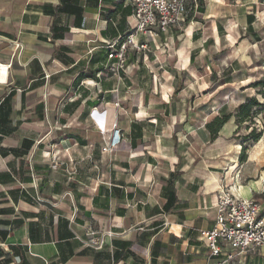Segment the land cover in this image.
<instances>
[{"label": "crops", "instance_id": "0c3cea01", "mask_svg": "<svg viewBox=\"0 0 264 264\" xmlns=\"http://www.w3.org/2000/svg\"><path fill=\"white\" fill-rule=\"evenodd\" d=\"M131 10V0H0V264H208L200 232L214 226L222 187L264 211V170L245 180L235 149L249 129L238 105L252 96L226 87L233 62L220 89L208 70L220 33L230 61L253 13L242 0L198 2L112 76L105 45L128 32ZM212 92L216 112L196 96ZM222 114L213 136L206 125ZM113 121L120 140L104 150ZM225 141L231 167L214 161ZM90 228L96 242L113 234L86 246ZM235 262L264 264V247Z\"/></svg>", "mask_w": 264, "mask_h": 264}, {"label": "built area", "instance_id": "2783aa9c", "mask_svg": "<svg viewBox=\"0 0 264 264\" xmlns=\"http://www.w3.org/2000/svg\"><path fill=\"white\" fill-rule=\"evenodd\" d=\"M198 0H131V15L128 32L119 39L107 43V60L102 72L119 76L125 68V57L129 50H145L147 39L184 22ZM142 38V39H141ZM18 48L19 43L15 42ZM101 71L97 74L101 75ZM112 128L104 134V150L115 146L120 140L118 130ZM214 226L200 232V238L206 244L208 264H236V258L249 251L264 247V211L261 203L253 198L235 195L228 187H222L216 198ZM98 231L88 229L86 246L100 247L103 238L112 235L111 231L99 233L98 241L92 237Z\"/></svg>", "mask_w": 264, "mask_h": 264}, {"label": "rangeland", "instance_id": "374dc122", "mask_svg": "<svg viewBox=\"0 0 264 264\" xmlns=\"http://www.w3.org/2000/svg\"><path fill=\"white\" fill-rule=\"evenodd\" d=\"M202 1L203 0L199 2ZM242 1L244 9L253 13L252 30H249V28H247L246 36L241 42V45L242 43L244 44L243 47L238 49L237 51H234V53L230 56V61L226 56L227 42L223 40L225 39V31L223 35L220 33L221 44H224L225 48L222 47L221 53H218L214 46L211 48V52L209 54L213 59L212 63L209 65L208 70H215L217 74L216 77L212 78L210 82L215 89H220L216 86H218L222 78L221 71L229 63L233 62L232 66L234 67L235 72L229 73L230 75L228 74L225 80H227L228 82L226 87L238 90V94L235 93V100H238L236 99L237 95L238 97H241V99H247L250 96H255L260 103H264V86L253 85L257 81L264 80V0ZM238 2H241V0H236V3ZM226 18L227 17H221L220 21L222 23H226ZM252 38L256 40V43L254 45L249 44ZM200 65L202 64L198 59L193 66L194 70L196 69V71H199L200 69H198V67ZM196 96H199L197 97L198 102L207 101L212 103V109L214 112H216L218 100L215 96V92L202 96L197 93ZM254 123L255 124L249 122V129H247L248 132L246 135H248L253 127H256V132L262 129V137L257 141L259 147L256 148L255 143L249 138L245 137L246 135L243 134L245 133L243 132L244 130L241 132V136H238L236 138L234 137V139H237L236 144H240V146H236L235 149L239 151V161L242 162L239 165L240 168L243 170V172H247V175H245V180L249 179L248 175H251V173L257 172L258 177L260 172L264 170V109L257 108L256 113H254ZM229 144L230 143L226 141L219 143L218 149L214 150V155H217L214 158V161H217L218 164H222L225 161L224 166L231 167V165H229L231 159H228L227 156L224 157V155H222V152H225V150L226 154L232 153L234 151L233 148H230ZM228 148L229 150L227 151ZM252 149H254V151H257V160L254 161L253 164L248 165L246 164V161L243 160H245L248 152ZM241 157H243L242 160H240ZM232 162L233 161H231V163ZM237 175H239V173Z\"/></svg>", "mask_w": 264, "mask_h": 264}, {"label": "trees", "instance_id": "16d2710c", "mask_svg": "<svg viewBox=\"0 0 264 264\" xmlns=\"http://www.w3.org/2000/svg\"><path fill=\"white\" fill-rule=\"evenodd\" d=\"M201 0H198V2ZM249 30H252V27H248ZM216 74L213 73L212 78H215ZM224 79L221 78L220 83H224ZM253 85H261L264 86V80L257 81ZM257 108L264 109V103H260L255 96L250 97L247 101L238 105V117L240 121H249L252 124L254 123V113H256ZM231 114H222L216 115L213 119L207 123V127L210 130L213 136L218 134L219 129L223 126V124L229 119ZM262 129L256 132V127H253L252 130L246 135V138H249L251 141L256 143L262 137Z\"/></svg>", "mask_w": 264, "mask_h": 264}, {"label": "bare ground", "instance_id": "6f19581e", "mask_svg": "<svg viewBox=\"0 0 264 264\" xmlns=\"http://www.w3.org/2000/svg\"><path fill=\"white\" fill-rule=\"evenodd\" d=\"M7 70L6 66L0 65V82H4L6 80Z\"/></svg>", "mask_w": 264, "mask_h": 264}]
</instances>
